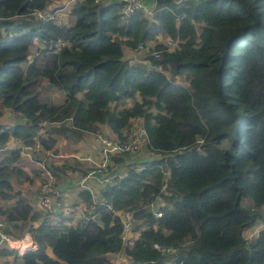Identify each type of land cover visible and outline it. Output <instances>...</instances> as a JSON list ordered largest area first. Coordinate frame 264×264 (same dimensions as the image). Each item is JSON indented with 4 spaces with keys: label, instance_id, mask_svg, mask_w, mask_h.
<instances>
[{
    "label": "trees",
    "instance_id": "16d2710c",
    "mask_svg": "<svg viewBox=\"0 0 264 264\" xmlns=\"http://www.w3.org/2000/svg\"><path fill=\"white\" fill-rule=\"evenodd\" d=\"M55 1L0 0V116L9 109L23 118L0 125V201H12L0 206V218L7 234L28 232L37 243L22 254L0 248V257L9 264H110L109 255L124 249L128 264H264V228L246 237L264 224V0H155L151 17L124 15L120 1ZM64 7L66 21L56 15ZM162 36L176 46L168 50ZM139 44H154L150 66L125 58ZM41 79L60 90V100L40 99ZM136 117L145 149L161 157L126 167L125 177L95 197L78 188L84 219L54 220L14 188L33 177L18 165L20 151L6 149L12 139L38 141L46 162L57 137L77 143L105 126L125 140ZM128 156H111L110 172ZM75 164L49 165L60 193L59 174L90 169ZM158 195L162 215L154 217L148 208ZM126 211L138 236L125 247Z\"/></svg>",
    "mask_w": 264,
    "mask_h": 264
},
{
    "label": "built area",
    "instance_id": "2783aa9c",
    "mask_svg": "<svg viewBox=\"0 0 264 264\" xmlns=\"http://www.w3.org/2000/svg\"><path fill=\"white\" fill-rule=\"evenodd\" d=\"M103 1H120L123 3L122 12L124 15H129L135 11H143L149 17L152 16V11L150 5L146 0H103ZM155 3V0H153ZM153 3V4H154ZM38 17L42 19H50L54 16L49 12H38L36 13ZM62 43L58 41L55 46V51L60 49V45ZM164 45L168 50L173 49L176 46V41L172 39H166ZM154 44H139L137 47V51H135L134 60L145 63L150 66L149 60L145 58L149 55L158 56L157 51L153 50ZM141 53H145L144 56H138ZM102 133V132H99ZM97 134L96 136V147L95 151L99 154V158L97 161L93 162L90 157L84 158L90 163H93V166L87 171L85 175L81 178L79 185L82 189L90 192L92 196L94 195V190L92 186L88 183L89 180L93 179L97 181L100 187H104L105 185H109L113 183L115 178H123L126 176V171L120 165V167L115 172L111 171V156L119 154V153H128V154H139L142 147H146L147 144V135L146 130L142 126V119L140 117H136L133 120V124L131 126L129 134L126 135L125 140H119L114 135V138H109L106 134L105 136L102 134ZM11 145L6 148L10 150H18L20 151L21 157L28 158L32 162H38L41 171V175L43 176V181L39 186L38 193V208L43 210L45 213L49 215L54 220L59 218H68L74 217L75 214L82 213L83 206L80 204L72 203L70 200L65 198L59 190L54 186L57 178L54 173L50 171L49 163L41 160V147L40 143L37 141L33 145H23L22 142L18 139H12ZM201 142V141H200ZM3 149V150H6ZM116 169V168H115ZM168 179V172L164 173L163 178V186L162 190L165 189L166 183ZM161 201L160 196L158 195L154 201H152L149 205V211L154 217H160L161 211L159 210L158 204ZM121 221L123 224V245L126 247L127 239L126 236L132 232L133 228V219L132 212L126 211L121 215ZM6 223L4 220L0 218V248L14 249L18 254H22L29 250H34L37 247L34 244V239L29 233L24 234L21 238H14L6 233ZM264 228V227H263ZM128 237V236H127ZM29 241V243H28ZM153 247L167 254L175 253L177 254V250L170 247H162L159 244H154ZM125 255L129 259H131L125 254L124 249L118 253H113L109 255L110 264H128L127 262L122 263L121 255ZM0 264H9L4 260V258L0 257ZM171 264H175V261H172Z\"/></svg>",
    "mask_w": 264,
    "mask_h": 264
},
{
    "label": "rangeland",
    "instance_id": "374dc122",
    "mask_svg": "<svg viewBox=\"0 0 264 264\" xmlns=\"http://www.w3.org/2000/svg\"><path fill=\"white\" fill-rule=\"evenodd\" d=\"M54 5H56V4H54ZM56 15L62 21H66L68 19V10L67 9L60 10V11L57 10L56 11ZM165 40H166V38H164L163 36L160 37V39H159V41L162 42V43H165ZM144 55H145V53H141L140 55H136V57L144 56ZM177 82L185 83L183 80H179V79H177ZM40 83H41L40 99H42V101L52 102V101H57L59 99L60 90H56L55 88L52 89L51 87H48L49 85H48V83L46 82L45 79H41ZM60 99H61V97H60ZM125 103H126V105H132L133 102L131 100H127ZM22 121H23V118L17 117L9 109H3L2 110V115L0 116V125L12 126L14 123H16V122L20 123ZM101 128H103L105 130V133L109 132L107 130V127L102 126ZM100 132H102V130H100ZM99 134H102V135L105 136L104 133H99ZM106 135L109 138H114L110 134H106ZM96 136H97V134H89V133L84 134L82 136V138L79 141H77V143L71 142L69 140L67 141L66 139H64L62 137H57L56 151H55V153H53V156L47 157L50 160L51 164H52L51 166H55L56 164L60 165L63 161H65L67 164L71 163L72 165L76 166L75 163L78 161L79 163H82L81 167H88V168L90 167L91 168L93 166V163L88 162L84 158L90 157L93 160V162L98 160L99 154L95 151V147H96V144H97ZM54 155H56V156H54ZM75 157L79 158V159L77 160ZM150 157H159L160 158L161 155L152 154L147 149H145L144 146H143L139 154H129V156L127 157L125 163L122 164V167L126 171L127 170L126 167L131 166V165L139 166L142 161H145L146 159H148ZM31 162L32 161L30 159H28V158L26 159L24 157L23 158L20 157L18 165L30 177H33V182L29 183V182H25L23 179H21L22 182H19V184L18 183H14V188L16 190L21 191L23 196L25 198H27V199H28L29 196H32V198H33V197H35V195H38L39 186L41 185V183L43 181V176L40 175L41 171L40 170L38 171V169L35 166V164L31 163ZM35 170H37L40 174L39 175H34ZM66 170H67L66 172H68V173L65 172V174H64L65 178L62 177L61 174H59V176H60L59 179L62 178L64 181H67V182H70V183L72 181V183H71V187H72L74 184H76L77 178L79 177V176H77L78 175V172H77L78 169L74 170L72 168L71 169L68 168ZM55 174L57 176V173H55ZM80 175H82V174H80ZM98 187L100 188L99 185H98ZM98 187L96 188V190H98ZM78 188H80V187L78 186ZM71 190H73V189H71ZM76 192L77 191L74 190L73 194L76 195ZM32 200H34V199H32ZM11 202L12 201H2V203H4L3 207L10 206ZM251 203H252L251 199L245 198L243 200L242 206L243 207H249V205ZM82 206H83V210H82V213H80V215H84V216L76 217L77 214H75L74 217H71V219L69 220L70 223L76 222L77 219H84L85 216L88 214L86 211H84L85 207H84L83 204H82ZM35 224H36V222H34V225ZM259 225H257V226H259ZM135 233H138V232H133L132 231V234L130 235V239H132V237H133V235ZM21 237H19V238H21ZM126 239H127L126 245H130L131 240L129 239V236L128 237L126 236Z\"/></svg>",
    "mask_w": 264,
    "mask_h": 264
},
{
    "label": "crops",
    "instance_id": "0c3cea01",
    "mask_svg": "<svg viewBox=\"0 0 264 264\" xmlns=\"http://www.w3.org/2000/svg\"><path fill=\"white\" fill-rule=\"evenodd\" d=\"M147 2H148V4L149 5H152L154 2H153V0H146ZM63 3H65V5H68V4H70L71 3V1L70 0H57V1H55L54 2V4H56L57 6H61ZM60 10H65V7L64 8H62V9H60ZM60 10H58V11H60ZM58 14V13H57ZM134 55H135V53L134 52H129V51H125V58H127L130 62H132V61H134ZM18 117V116H17ZM101 130H102V133H104V134H110V135H112L111 133H110V131L108 130V128H107V130L109 131V132H107V133H105V130L103 129V128H101ZM112 136H114V135H112ZM12 142V141H11ZM11 142H10V144L9 145H11ZM53 156V155H52ZM54 156H56V155H54ZM76 158V157H75ZM77 160L79 159V158H76ZM46 162H48L49 164H51V162H50V160H46ZM31 163H34L35 164V166L37 167V169H38V171L40 170L39 169V167H40V165H39V163L38 162H31ZM56 165H58V164H56ZM79 165L80 166H82V163H79ZM67 171V170H66ZM76 172V171H75ZM66 173H68V172H66ZM41 175V174H40ZM61 176L62 177H64L65 178V176H64V174H61ZM83 175H80L78 178H77V181H76V184H74L72 187H71V183H72V181H71V183L70 182H67V181H64V186L61 184V186H62V188H63V193H61L63 196H65L68 200H70L71 202H73V203H76V202H78V198H77V196L75 195V194H73V192H74V190L76 189V191H77V189H78V186L81 188V186L79 185V182H80V180H81V177H82ZM67 178V177H66ZM61 181H63V179L61 178L60 179ZM74 180V179H73ZM78 182V183H77ZM91 186H92V188H93V190H94V195H96V194H98V192L100 191V189H101V187L99 188L98 187V185H99V183L97 182V181H95V180H93V179H91V180H89V182H88ZM78 185V186H77ZM100 186V185H99ZM98 187V190H96V188ZM71 189H73V190H71ZM23 195V194H22ZM68 196V197H67ZM94 197V196H93ZM32 199H34V200H32ZM37 200H38V195H35V197H33L32 198V196H29L28 197V201H29V203L34 207V209H36V210H40L39 208H38V204H37ZM4 205V203H2L1 201H0V206H3ZM80 205H82V204H80ZM262 212L264 213V207H262ZM37 224H38V222H36V224L34 225V223H33V226H37ZM263 227H264V224H260L259 226H254V227H252L251 229H249L248 231H246L247 233H246V237L248 238V239H253L256 235H257V233L261 230V229H263ZM132 234V232L131 233H129L127 236H129V239H130V235ZM138 236V233H135L134 235H133V237H132V239H130L131 241L133 240V239H135L136 237ZM130 244H131V242H130ZM36 245H37V243H36ZM47 252L48 253H51L50 252V249H47ZM121 260H122V263H125V262H127V263H129V259L127 258V257H125V255H121Z\"/></svg>",
    "mask_w": 264,
    "mask_h": 264
},
{
    "label": "bare ground",
    "instance_id": "6f19581e",
    "mask_svg": "<svg viewBox=\"0 0 264 264\" xmlns=\"http://www.w3.org/2000/svg\"><path fill=\"white\" fill-rule=\"evenodd\" d=\"M34 244H35V246L37 247V245H36V242L34 241Z\"/></svg>",
    "mask_w": 264,
    "mask_h": 264
},
{
    "label": "water",
    "instance_id": "95a60500",
    "mask_svg": "<svg viewBox=\"0 0 264 264\" xmlns=\"http://www.w3.org/2000/svg\"><path fill=\"white\" fill-rule=\"evenodd\" d=\"M28 243H29V241H28Z\"/></svg>",
    "mask_w": 264,
    "mask_h": 264
}]
</instances>
